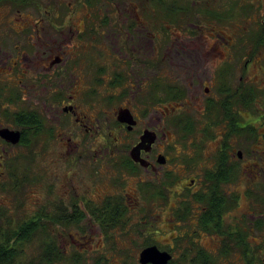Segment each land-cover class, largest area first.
Returning <instances> with one entry per match:
<instances>
[{
  "label": "flooded vegetation",
  "instance_id": "flooded-vegetation-1",
  "mask_svg": "<svg viewBox=\"0 0 264 264\" xmlns=\"http://www.w3.org/2000/svg\"><path fill=\"white\" fill-rule=\"evenodd\" d=\"M3 130L0 177L48 143L70 189L85 168L84 195L25 219L69 261L83 264L71 250L91 241L83 223L110 240L139 193L157 205L171 193L175 219L196 228L170 227L176 249L192 244L187 261L144 248L167 252V264H209L192 238L214 235L225 259L229 242L244 264H264V0H0ZM125 185L126 198L111 189Z\"/></svg>",
  "mask_w": 264,
  "mask_h": 264
},
{
  "label": "rangeland",
  "instance_id": "rangeland-1",
  "mask_svg": "<svg viewBox=\"0 0 264 264\" xmlns=\"http://www.w3.org/2000/svg\"><path fill=\"white\" fill-rule=\"evenodd\" d=\"M245 22V19H243ZM173 106L168 109V112L176 110L177 107ZM166 130L168 125L163 124ZM57 150L56 145L53 143L46 144V154L38 155L30 159H20L18 170L15 175H7L0 177V232L8 231L17 224L25 221L26 217L33 215L36 210L41 206H46L48 201L52 203L60 200L69 199L77 194L79 197L86 192L82 189L84 187V175L85 168H80L74 177V183L68 187L69 179L68 172L64 170V166L60 160L55 159L52 155ZM83 176V179L81 178ZM132 181L130 180L129 184ZM108 188V187H107ZM133 189L132 186H129ZM106 187L98 186V191ZM118 189L116 196L125 197L126 194L131 193L125 185L124 188H111ZM74 192V193H73ZM173 194L169 193V198L166 203L155 204L152 202L145 203L139 193V203L135 208H131L128 214L129 220L126 219V226L114 228L111 235L113 237L108 240L100 234V230L97 225L92 223H83L81 226L85 229V236H89L91 241L86 244L85 249L79 250L78 248H71L72 251H81L80 258L83 260V264H95L97 260H100L101 264H138L137 256L140 250L144 248L145 242H154L160 250H169L174 260L181 256L184 248H191L192 244L189 241H184L179 249H176L172 244V227L175 222L179 223L187 228L188 232H193L195 226L189 222H178L173 214L171 203L174 202ZM159 200V199H156ZM125 203H128L124 201ZM144 210V219L148 222L146 225L138 224L140 210ZM137 212V216L134 214ZM189 212H197L196 206L190 205ZM131 214V216H130ZM159 214V225H155L153 216ZM194 215V214H193ZM142 217V216H141ZM159 221H156L157 223ZM154 226L148 229L146 232L139 231L140 225ZM160 230L155 229L156 227ZM80 233V230H79ZM80 235V234H79ZM77 235V237L79 236ZM81 237V235H80ZM85 241V240H84ZM195 249H206L211 255L214 264H244L242 255L233 248L232 244L227 242L226 244L231 248L228 257L225 259L221 256V250L223 246L222 240L214 235L200 236L198 233L192 238ZM27 260H30L32 256H36L37 251L36 243H30L25 247ZM192 255V253H191Z\"/></svg>",
  "mask_w": 264,
  "mask_h": 264
},
{
  "label": "trees",
  "instance_id": "trees-1",
  "mask_svg": "<svg viewBox=\"0 0 264 264\" xmlns=\"http://www.w3.org/2000/svg\"><path fill=\"white\" fill-rule=\"evenodd\" d=\"M149 192V191H148ZM153 197L155 195H152ZM213 210H217L218 208H215ZM216 214L211 213V215H206L205 218H203V224L209 222L211 218H213ZM118 218L114 219V225L118 224ZM38 225H34V229L28 228L27 223L24 221V223L20 224L18 228L12 230L10 228L8 231H2L0 232V264H54L58 262H67V264H79V260H71L69 261L67 258H65L58 250L56 251V248L53 247L51 249L45 248L46 246V239L43 235V230L37 228ZM42 232V233H40ZM240 243L245 246L243 249L246 250V242L244 239H240ZM39 242V250L37 253H35L36 256H32L30 260H27L26 257V248L27 245H30V243ZM146 245L154 244V242H146ZM244 250V251H245ZM182 260L183 262L187 261L186 255L190 252V250L183 251ZM204 251L202 249L196 250L197 257L201 258V261L203 258H205ZM82 264V262L80 263ZM95 264H101L100 260H97ZM169 264H173L170 262ZM203 264V261L200 263ZM209 264H214L212 257L210 256Z\"/></svg>",
  "mask_w": 264,
  "mask_h": 264
},
{
  "label": "water",
  "instance_id": "water-1",
  "mask_svg": "<svg viewBox=\"0 0 264 264\" xmlns=\"http://www.w3.org/2000/svg\"><path fill=\"white\" fill-rule=\"evenodd\" d=\"M6 131L7 130H3L0 134L4 136L5 135L4 133H7ZM16 137L17 135H15V138L12 139L13 142L17 141ZM147 139L149 142H151L152 140L149 134L145 135L142 138V140H147ZM137 149L135 148V150H133L132 153L134 151H137ZM170 259H171V256L167 252L160 251L156 246H148L142 249V251H140L139 256H138V262L140 264H167Z\"/></svg>",
  "mask_w": 264,
  "mask_h": 264
}]
</instances>
